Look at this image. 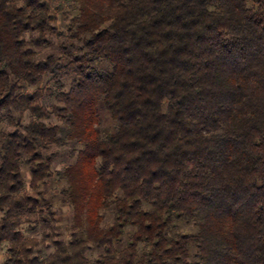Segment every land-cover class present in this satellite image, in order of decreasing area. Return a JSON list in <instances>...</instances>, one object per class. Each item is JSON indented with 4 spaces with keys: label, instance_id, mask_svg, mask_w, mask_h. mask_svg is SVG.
<instances>
[{
    "label": "trees",
    "instance_id": "1",
    "mask_svg": "<svg viewBox=\"0 0 264 264\" xmlns=\"http://www.w3.org/2000/svg\"><path fill=\"white\" fill-rule=\"evenodd\" d=\"M65 207L67 241L19 229ZM3 248L2 264H264V0H0Z\"/></svg>",
    "mask_w": 264,
    "mask_h": 264
},
{
    "label": "rangeland",
    "instance_id": "2",
    "mask_svg": "<svg viewBox=\"0 0 264 264\" xmlns=\"http://www.w3.org/2000/svg\"><path fill=\"white\" fill-rule=\"evenodd\" d=\"M37 49L40 50L41 48L37 47ZM52 51H54L53 46L50 49L48 48L47 50H43L42 53L48 54L49 52ZM100 127L104 131H112L115 129V125L113 121L106 113H102V120ZM70 150H71L70 147H65L63 149L53 148L50 151L55 156L53 161L54 169L60 170L63 165L72 161L69 157ZM56 191H57V186L50 187L47 192L43 193L44 197L48 198L50 195H52V192L54 193ZM55 205H58V203ZM45 213L47 214L48 212L45 211ZM69 216L70 215L68 213V210L65 207L61 211L60 210H57V212L55 211V214L53 216V221H51L50 226H47V224L41 222V218L39 216H36L29 218L30 222L24 223L23 225L20 226L19 229L23 232V234L26 237L36 238L39 240L44 239L45 244L48 247H51L53 241L56 239H63L65 241L69 239L70 229H71V219ZM47 251L49 250L43 249L42 251H40V254L44 255V253ZM5 257H6V249L3 248V250L0 253V264L3 263Z\"/></svg>",
    "mask_w": 264,
    "mask_h": 264
}]
</instances>
